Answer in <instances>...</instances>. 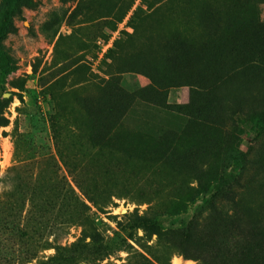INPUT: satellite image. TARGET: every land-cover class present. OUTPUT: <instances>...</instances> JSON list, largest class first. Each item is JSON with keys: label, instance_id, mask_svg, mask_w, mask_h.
<instances>
[{"label": "rangeland", "instance_id": "rangeland-1", "mask_svg": "<svg viewBox=\"0 0 264 264\" xmlns=\"http://www.w3.org/2000/svg\"><path fill=\"white\" fill-rule=\"evenodd\" d=\"M214 6L227 12L232 1ZM7 7L0 0V22ZM175 7L174 0H21L11 6L0 38L6 63L0 72V226L9 201L18 212L13 228L27 236L16 238L6 219L0 264H38L84 228L107 239L136 216L160 220L167 233L130 241L150 264H202L173 246L180 227L197 213L206 227V199L217 198L229 212L220 198H234L239 213L264 221L258 120L238 114L210 126L166 109L188 103L187 86L169 87L162 106L138 95L153 82L150 64L158 68L157 62L180 57L187 45L197 49L193 36L202 29ZM257 10V24L264 25V4ZM192 65L187 58L183 66ZM118 92L130 97L115 105L127 107L120 120L108 114L107 104ZM102 106L99 121L94 112ZM124 145L127 151L119 149ZM135 150L149 155L136 157ZM235 160L240 166L233 173ZM201 172L210 185L223 178L227 195L203 193ZM207 225L222 232L216 223ZM129 257L119 252L97 264H127Z\"/></svg>", "mask_w": 264, "mask_h": 264}, {"label": "trees", "instance_id": "trees-1", "mask_svg": "<svg viewBox=\"0 0 264 264\" xmlns=\"http://www.w3.org/2000/svg\"><path fill=\"white\" fill-rule=\"evenodd\" d=\"M19 1L21 0H7L8 7L0 22V38L4 36L10 24L11 6ZM174 1V12L187 20L188 24L202 29L200 35L193 36V39L196 40L197 37L199 41L197 49H191L187 45L180 57L168 58L164 65L157 62L158 68L161 69L150 64V77L153 82L138 91L139 97L146 102H157L162 106L166 104L164 101L169 87L187 86L188 103L168 106L166 109L210 126H218L238 114L244 115L248 122L258 120L264 129V25H258L256 21L257 5L264 4V0H231L232 8L227 12L214 6L216 0ZM187 58L193 64L191 68L183 66ZM5 67L6 63L0 57V72ZM122 99H127V103L130 97L118 92L107 102L108 114L116 116L118 120L127 109L126 106H115ZM106 106L94 112L96 116H102L99 121H103L101 113ZM96 127L102 128L103 123L97 122ZM119 149L127 151L128 147L124 145ZM198 151L205 152L202 149ZM133 155L142 158L149 153L146 150H135ZM237 161L232 164L233 173L237 172V167L240 166ZM198 179L199 188L203 193L215 190L221 196L227 195L221 188L227 185L223 178L210 185L201 172ZM216 200L217 198L211 197L204 201L208 210L206 227L204 223L201 225L202 218L200 213H197V216H193L180 227L173 249L202 264H264V221L239 213V203L237 204L234 198H220L224 205L230 204L229 212L225 211L224 206L218 207ZM5 204L7 212L3 220L6 222V219L11 218L9 224L16 238L26 237L27 234L22 229L13 228L18 213L14 212L15 205H11L9 201ZM5 222L1 224L0 229H8ZM208 222L218 224L222 232L215 233L214 230L217 229L208 226ZM138 230L142 232L140 237L135 233ZM166 234L160 220L144 216L132 218L129 225L121 226L107 239L90 226L82 230L75 242L64 247L56 246L55 253L38 264H97L119 252L129 253L127 264H150L133 249L130 241L148 242L153 235L162 238Z\"/></svg>", "mask_w": 264, "mask_h": 264}]
</instances>
